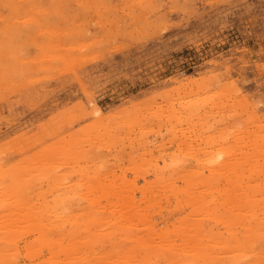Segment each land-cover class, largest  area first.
Listing matches in <instances>:
<instances>
[{"label": "rangeland", "instance_id": "rangeland-1", "mask_svg": "<svg viewBox=\"0 0 264 264\" xmlns=\"http://www.w3.org/2000/svg\"><path fill=\"white\" fill-rule=\"evenodd\" d=\"M0 1H2L0 2V27L2 28H0V47H4L0 48V51L3 52L6 48V51H8L13 47L12 45H15L12 42L17 40L18 42L14 46L16 49L12 52L17 51L18 59L24 58L23 61L18 62H22V65L26 66L24 69L17 62V56L13 57L16 54L9 52V54H13L11 58L9 56V60L12 59L13 61H7L9 66L10 63L12 65L17 62V64L14 63V66L10 67H19L20 65L22 73L18 70L17 72L16 67L9 69L8 66H5L8 64L5 62L7 59L5 53H0L1 56L4 55L2 58L0 56V67L4 69L8 67V70H6L10 71L12 75L15 72L13 79L18 78V81H9L12 79L9 72L7 77L11 79H7L5 76V80L0 79V89L1 84L14 85L13 83L18 82L14 85L15 89H13L14 86H12V90L11 86L7 87L8 85H5L1 89L3 93H0V184L2 188L6 189V192L1 194L0 198L19 190L20 182L24 183L27 188L33 189L30 191L27 189L30 192V195H28V191L21 188L23 192H26H24L26 194L24 196L26 198H28L27 196L30 197L28 198L30 201L38 196L34 195L33 191L38 194L42 193L43 190L46 191L47 188L48 191L46 192L50 190L49 193L51 194L40 193L39 200H42L41 197L46 194V197L43 196L46 199H51L49 196L56 195V193L62 196L70 192L69 190L80 182V177H85L86 174H88V178L86 176V179H81L80 185L76 184L79 188L84 184L83 190H85V183H87L85 181L87 179L90 181L94 176L91 184H96L95 180L98 178L99 181H103L104 184H100L106 187L107 191H105L107 193L115 188L116 184L119 186L120 183L123 184L126 180L130 182L136 179L134 180L137 181L136 184L134 181L133 184L136 187L137 185L141 187L146 181H154L153 179L156 177L154 168L156 167L164 169L165 175L169 173L175 175L176 173L175 177H177L182 173L187 174L189 168L190 170L192 168L201 169V165H205L204 162L201 164V160L208 161L211 157L218 159L217 156L219 155L221 158L224 157L225 155L222 152L228 147V153L232 152L230 148H234L232 155L227 153L233 161L239 160L237 159V152L243 154L241 149L235 148L240 147L243 148V151L247 150L246 157L243 155L245 159L239 155L240 159L242 158L241 160H245V164L244 161H242L243 164L241 163L246 169L243 168V174L253 176L255 168V171H257L261 167L263 170L260 169L255 175L258 176L264 173V160H262V158L264 159V152H259L264 150V139L262 138L264 135V0H100V2L95 0L99 2L98 4L94 0V3L90 2L91 4L89 3L91 0ZM36 2L40 5L38 10L46 6L47 11L37 10L36 12L34 8L38 5L31 6ZM16 3H21L24 10H26L25 4L30 5L28 9L31 10L24 13L22 5ZM9 4L13 7L8 14ZM41 4L43 7H41ZM92 4H96L97 8ZM18 11L22 13L20 14ZM48 11L49 13H47ZM28 13H34L31 15V19L30 16H27ZM15 14L18 18L17 16L14 17ZM35 15L39 17H35ZM32 16H34V19L38 18L39 20L43 16L42 21L44 20L46 23L44 21V23H41L42 21H37L38 19H35V22ZM6 19L7 21L10 20V23H6ZM21 19L22 21L25 19V22L28 21L26 24H30L23 23L25 28L19 30L20 23H22L20 22ZM39 25L45 27L41 31L43 35L36 31ZM48 28L53 29L51 31L52 35ZM5 37L6 39H4ZM34 37L38 38L35 39ZM39 39V42L42 41L40 45L35 43ZM6 40H8L9 46L8 44L4 46ZM1 42L4 43L1 44ZM42 43L49 44L48 46L53 44V47L46 48L43 44L44 47L40 48ZM55 46L56 48H54ZM58 52L62 54L61 57ZM4 58L5 60L2 61ZM14 58L17 60L15 61ZM26 68H29L30 71L27 72ZM4 69L2 70L3 73L0 69V75L6 73ZM3 81L6 82L2 83ZM9 88L10 93L7 92ZM195 111L199 113L197 114ZM255 130L258 131V133L256 132L258 135L254 136ZM255 140L263 141V143L260 144L259 142V147H256L258 143ZM251 145H255L259 153L251 149L254 147ZM250 149L254 151V154H262L258 157L255 155L254 159L255 162L258 160L257 165L260 164L261 167L260 165L258 167L257 165L254 166L255 162L252 160L254 156H252L253 153ZM235 150L240 151L234 153ZM241 160L239 161L241 162ZM246 160L250 161L249 164L247 162L249 166H247ZM205 163L207 166L208 162ZM196 164L198 167H196ZM247 168L251 170V174H247ZM243 169L240 171L243 172ZM202 170H204L203 174L205 176L209 174L207 167H203ZM199 171L201 172V170ZM194 172L197 173L198 171L194 170ZM255 175L254 177L249 176L250 179L244 175V179L246 178L245 180L252 184H259V187H256L258 189L255 188L254 191H256L255 199L261 204L264 198V178H260L262 175L258 178ZM20 176L23 181L20 180ZM194 176L192 174L190 178L193 179ZM251 178H254V180ZM75 179L79 182H76ZM219 180L220 184L224 182L223 179ZM73 181L76 183L74 184ZM177 182L178 185L185 184L182 180H176L175 183ZM133 184L130 185L133 186ZM107 185H110V187H107ZM48 186H50V189ZM129 186L126 187L129 188ZM1 187L0 190H2ZM93 187V191L97 192L98 190L95 188L98 186L95 187L94 185ZM102 188L104 189L103 186ZM82 189L80 188V191L78 190L76 194L78 195L79 192L81 194ZM138 190L135 189V193L137 192L135 200L141 198ZM212 193L216 195L215 205L220 216L231 207V203L226 200V204H222V197L217 195L215 187H208L204 195L208 196ZM77 195L74 200L79 198V195ZM107 197L106 200L110 198V204L116 201L120 203V199L117 200L113 195ZM80 199L77 200L76 204ZM172 199L167 200L168 205H166L164 203L166 202L165 198H160L161 208L158 207V210L159 208L162 209V204H164V208L174 206L175 200ZM106 200L104 198L105 202L103 201L105 210L101 208L103 215H107L111 208L108 210V205L106 206L105 203H109ZM82 202L81 200L79 203ZM178 204L177 209L174 206L175 209L173 207L168 208L170 212L162 209L160 213H163V217L167 215L165 218H168L170 214L176 219V216H179L183 211V215H187L184 209L188 208L189 214V207L182 205L181 208ZM104 211L107 213L105 214ZM192 211L195 212L194 209ZM149 212L151 214L148 215L152 221L157 217L163 218L160 217L162 216L160 213L155 214L153 212L154 214H152V210ZM175 212L179 215H176ZM197 214H189L188 216H192V219L185 216L187 220L183 219L184 222L197 218ZM156 215L157 217H155ZM149 216L147 217L150 219ZM184 216L181 214L179 216L181 218H177L182 219ZM201 217L203 218L202 222L205 223L204 226L207 225L204 221L206 217ZM207 217L209 216L207 215ZM170 218L168 219L170 220ZM175 219L171 218L169 222ZM157 220L154 219L155 222ZM123 221V224L126 225L124 218ZM176 223L178 222L176 221ZM109 224L111 223L109 222ZM231 224L238 226V222L237 224ZM242 226L244 227V225ZM105 227L104 229H106ZM217 227L219 231L228 233L223 231L226 228H223L221 223H218ZM239 227L237 229L240 230L241 226ZM91 229H96V233L99 234L101 231L103 233L107 230L100 228L102 230L99 231L100 229L97 230L95 227H91ZM108 229L110 230L111 227ZM131 229H134L133 233L138 230L134 227ZM116 230H113L114 234ZM120 231H123V229L118 230L119 234ZM144 231L147 232L146 229ZM54 232H51V235H54ZM111 232L109 235H111ZM142 232H138V234L145 235V232ZM114 234L111 237L107 234H105L107 237L98 236L97 239L99 237L100 240L101 238L104 239L100 243L103 244L102 247L107 245V247L105 246L106 249L110 246L114 248L117 244L112 243V237H115L113 240L117 239L119 242L124 238L122 232L123 238L117 232L116 235ZM34 235L35 233L31 232L25 239H29L28 241L31 239L32 241L35 238ZM174 235L177 236L175 233ZM174 235H172L174 241L181 238L177 236L178 239H174ZM108 236L111 238L110 240H108ZM130 239L128 241L131 242ZM147 239L150 240V238ZM154 239L155 241H152L154 244L150 242L152 239L148 242L150 256L154 257L153 260L160 259L161 264L170 261L166 257L164 258L165 255L159 256L160 252H163L162 254L166 253L168 257L178 256L176 260L182 258L183 254L184 256L188 252L190 254L187 249L188 246L186 244L184 245L187 248L182 246L183 244L179 240L182 244L179 247L186 248L185 252L188 250L186 254L182 252V248L181 251L179 248L182 255L178 254L179 251L175 248V250L168 253L166 251H169V249L165 244L166 251H161V248L160 251L157 249L159 254L157 253L156 256V253H152V251L156 250L153 247H156L157 242L160 240L158 238ZM156 239H158L157 242ZM165 241L167 242L166 239ZM176 241L175 244H179ZM127 242L126 238L123 239L120 243H123L124 246L122 244L117 248H125V245L127 247L131 244L129 242L130 244L127 245ZM98 243L93 245V247L95 246V252L97 251L96 248L101 246ZM164 243L160 241L161 245H159L162 246ZM22 244L23 242L19 243L20 247ZM112 244H114V247ZM256 245L264 254V238L257 239ZM103 248L102 251L99 248L101 253L105 250ZM117 248L115 251L120 253ZM141 249L144 252V248L141 247ZM91 250L89 253H92L91 256L93 257L96 253L93 254ZM172 252L174 254L170 255ZM242 252V256L243 254L248 256L245 250ZM42 253L35 261L47 256L46 251ZM98 253L99 251H97ZM138 253L142 254V251H138ZM97 254V257L98 255L102 256ZM139 254H136L135 258ZM232 254L233 252L230 249L219 248L213 253V259H216L217 256H223L226 257L227 261L228 256H232ZM192 256L191 260L195 255L192 254ZM21 257L22 254L19 255L20 263H28L26 257H22L24 261ZM115 257H112V259L114 260ZM152 257L148 260H152ZM95 260H97L96 264L98 261V264H102L104 258L101 261ZM184 260L183 262L186 263L187 258ZM201 260L203 263L204 258H196L198 264ZM193 261L195 260L193 259ZM196 261L193 264H196ZM229 261L228 258L226 263L231 264L232 260ZM242 261H246V259ZM176 262L178 264V261ZM179 262L183 263L182 261Z\"/></svg>", "mask_w": 264, "mask_h": 264}, {"label": "bare ground", "instance_id": "bare-ground-1", "mask_svg": "<svg viewBox=\"0 0 264 264\" xmlns=\"http://www.w3.org/2000/svg\"><path fill=\"white\" fill-rule=\"evenodd\" d=\"M29 1H31V0H29ZM87 1H89V0H87ZM0 2H2V1H0ZM90 2L94 3L93 0L89 1V3ZM95 2H96V4H98L100 2V0H99V2H97V1H95ZM7 3H9V2L7 1ZM84 3H85V1H84ZM10 4H9V6H10ZM19 4L22 5L21 3H19ZM19 4H17V5H19ZM35 4L38 5L36 7L37 9L34 8L37 12L40 5L36 2L31 6L35 7ZM81 5L83 6L84 4H81ZM86 5H85V7H86ZM92 5H94V4H92ZM24 6H25L26 10H24L23 5H22V10L24 13L27 10H31V9H28V7H30V5L28 6L25 4ZM12 7L13 6H10L11 10L9 8L8 14L12 11ZM41 7H43V5ZM95 7L97 8V6H95ZM43 8L42 9L40 8V9L43 11L44 10L47 11V9H45L46 6L44 9ZM96 8H94V9L97 10ZM123 8H124V6H123ZM53 9H55V8H53ZM83 9H85V8H83ZM41 10H38V11H41ZM60 10H62V9H60ZM88 10H89V8H88ZM20 11H18V13H20ZM55 11H57V10H55ZM59 12H61V11H59ZM47 13H49V11ZM8 14H5V15L7 16ZM33 14L28 13L27 16H30V19H31V15H33ZM50 14H52V13H50ZM42 15H43V13H42ZM46 15H48V14H46ZM98 15H99V12H98ZM16 16L17 15L15 14L14 17H16ZM19 16L21 17L22 15H19ZM36 16L39 17L38 15H35V17ZM32 17H33V20L38 19V18L34 19V16H32ZM42 17H41V20L38 19L37 21H42V19H43ZM4 18H6V17H4ZM4 18H3V21H4ZM17 18H18V16H17ZM17 18H15V19H17ZM12 19H14V18H12ZM24 20L22 21V19H21L20 22H22V23H20V29L19 30H22V28H25V26L23 27V23L26 24V22H28V21L25 22ZM36 20H35V22H36ZM9 21L10 20L7 21V19H6V23L7 22L10 23ZM43 21L41 23L45 22V21L44 22ZM41 23H39V24L41 25ZM21 24H22V26H21ZM27 24H30V23H27ZM42 25L44 26V24H42ZM16 26H19V25H16ZM39 26H38L36 31L38 33H41V31L44 30L45 27L40 26L41 29H39L40 28ZM4 27H5V25H4ZM13 30H15V29H13ZM52 30L48 28V31L50 32L51 35H52V32H51ZM16 32H18V31L16 30ZM18 33H20V31ZM14 35H13V37H14ZM2 36H3V33H2ZM3 37H2V39H3ZM34 38L36 39L38 37H34ZM39 38H41V37H39ZM52 38H54V37H52ZM4 39H6V37ZM31 39L33 40L32 37H31ZM1 41H3V40H1ZM7 41L8 40H6V42ZM39 41H40V39L38 40V42H35V43H37V44L39 43V45H40V43L42 41L41 42H39ZM6 42H5L4 46L8 44V42L7 43ZM16 42H18V41L17 40L13 41L12 43L13 44L15 43V45H12V44L11 45L13 47L16 46V44H17ZM49 42H50V40H49ZM3 43L1 42V44H3ZM43 44L46 48H49L50 46H51V48L53 47V44L50 46H48L49 44H46L47 45L46 46L45 43H42V46L40 48L44 47ZM8 46H9V44H8ZM12 46H10V47H12ZM56 46L54 48H56ZM13 47L10 48V49H12L11 51H9L10 49L8 51H6L7 48H6V50L4 49L3 52L0 51V53L1 52L5 53V58H7L6 60L4 58L2 61L5 60V62H7L9 60V56L11 58V55L13 56L14 53L16 55H14L13 57L17 56V51L12 52V51H14V49H16L15 47L14 48ZM0 48H4V47H0ZM9 52H11L13 54H9ZM39 52H41V51H39ZM1 54H0V56H1ZM58 54L61 57L62 54L59 52H58ZM3 56H1V58ZM76 56H78V55H76ZM18 58L19 57L17 56V59ZM17 59L14 58L15 61ZM21 59H18L17 62L23 61L24 58H21ZM61 59L63 61V56ZM10 61H13V60L10 59L9 62ZM17 62H14V63L17 64ZM4 64H6V63H4ZM13 64L11 65V63H10V66H14ZM19 64H21V66L24 67V69H25L26 66H23L22 62H20ZM5 66H8L9 69H12V68L14 69L15 67L19 68V69L15 68V70L16 71L18 70L19 72L22 73V69L20 71V68H22V67H20V65H19V67L18 66L10 67L9 63H8ZM27 66H28V64H27ZM7 68L5 67V69H4V68L0 67L1 71L4 69V71L6 72V73L4 72L5 73L4 75H0V79L2 78V80H3L4 76L7 77V74H9L10 71L8 72ZM28 69H27V72L30 71ZM30 69H31V66H30ZM11 71H14V70H11ZM27 72L25 70V74ZM2 73H3V71H2ZM23 73H24V71H23ZM18 74L20 75V73H18ZM18 74H17V76H18ZM9 75H10V77H12V79L10 77L9 78L7 77V79H11L9 81L14 80L13 78L15 76V72L13 73V75H12V73ZM22 75H24V74H22ZM16 78H15V80L18 81V78L17 79ZM17 81L15 83H18ZM21 81H22V79H21ZM0 82H1V80H0ZM4 82H6V81H3L2 83H4ZM15 83H13V84L15 85ZM5 85H8V84H4V85L1 84V89ZM14 85H8L7 87L11 86V89H12V86H14ZM7 87H5V88L8 90ZM15 88L16 87L14 86L13 89H15ZM1 89H0V93H3L2 92L3 90L1 91ZM7 92L10 93V88H9V91H7ZM178 103H179V101H178ZM188 110H190V109H188ZM189 112H188V115H189ZM195 112L197 113V111H195ZM196 113H195V115H197L199 112L197 114ZM191 114H192V112H191ZM193 115H194V113H193ZM252 115H253V113H252ZM192 121H191V123H193ZM258 128H259V126H258ZM256 132L258 133V131L255 130L254 136L257 134ZM85 134H87V133H85ZM261 135H263V134L261 133ZM262 138L264 139V135ZM259 139H261V138H259ZM263 141L255 140V142L258 143L256 145V147H259V142L261 144V143H263ZM251 143H253V142H251ZM262 145L260 146L261 149H262ZM251 146H254L251 149H254L256 151V153L264 152V150L258 152L255 145H251ZM245 147H247V146H245ZM248 147H250V146H248ZM228 148H226L222 152L225 155L224 157L222 156V158L219 155V156H217L218 159H216V157L213 156L214 158L211 157V159H209L208 161L207 160L206 161H203V160L200 161L199 160L201 162V164H203V162L205 164V165H201L202 167H201V169H199V170H201V172L199 170H197L198 168L197 169L192 168L191 170H193V171L191 172V170L189 168L190 166L188 165L189 170H187L188 172L186 171L187 174L182 173V175L175 177V175H177L176 173H175V175L173 174L174 176L172 175V173L165 175L164 169L162 170L159 167L154 168V166H155V164H154L152 166L155 170V176H156L153 179L154 181H152V180L146 181V179L143 178V180L145 179V181H146L145 184L141 185V187H139L138 185L136 187L135 184L137 181L136 182L134 181L136 179H134L130 182H128L126 180L128 182V184L126 181H124L123 184L120 183L119 186H117L118 184H116V185L113 184V185H115V188H112L111 191H109L108 193L106 192L107 191L106 187L104 185H102L104 187V189H103L101 186V184H104L103 181L102 182L99 181L98 178H97V180H95L96 184H93V183L91 184V182H92L91 180L94 179V177H95L94 176L90 179V181L88 179L85 181V182H87V183H85V185H86L84 187L85 190L82 189L84 184L83 185L81 184L82 187H80V188L82 189V192H81V194L79 192L80 195L78 194L79 195L78 196L76 194L77 191L80 189L78 185H80L79 183L82 181L81 179H84L86 176H87L86 178H88V174H86L85 177H83V176H82L83 178L80 177L81 178L79 180L80 182L77 181L78 178H77V180L75 179L76 182H79V183H76L74 181H73V183L78 184L77 185L78 187L75 184L76 187L74 186V188H73V184H72L73 189H70L69 190L70 192H68L65 195L60 196L59 193H58L59 195H57V193H56L57 196L52 195L53 199H52V196H49V197H51V199L50 198H48V199L52 200V201H50V200L43 197V196L46 197L47 194H51V193H49L50 190H49V192H46V191H48V188H47L46 191L45 190L42 191V193H45V192L47 193L46 195H43L41 197L42 200H39L40 199L39 196H40L41 192L38 194H35L36 192L33 191L34 195H36V196L38 195L37 196L38 199L36 200L37 197L35 196L36 198L33 200V198L31 197L33 201H30V199L28 200V198H30L29 196H27L28 198H26V196H24V195H26L25 191H28V190L30 191L33 189L27 188L24 183L20 182V184H19L20 189L19 190L13 191L12 194H6L5 197L0 198V264H96L97 260H95V259H98L101 261L103 258H104V260H102L103 261V262H101L102 264H113V261H114V264H158V263L161 264L160 259L159 260H153L154 257L150 256L151 253H150L149 248H148V242L152 239L150 241L152 243L153 240L155 241L154 238H158L160 241H162V243L165 242L164 244H162V246H160L161 245L160 241L157 242L158 239H156V242L158 245L157 246L155 245L156 247H153V248H156V250L152 251V253H156L155 254L156 256H157V253L160 251V248H161V251L165 250V248H166L164 246L165 244L167 246V249H169V251L165 250L168 253H170L172 250H175V249L179 251V248H180L179 246H181L182 244H183L182 246H185L184 244H186V246H188V248L186 246L185 247L190 251V254H189L188 250H187L188 253L185 252L186 248L184 249V247H181L183 249L182 252H184L185 254L187 253V254H186V256H184V254H183V257L178 258L177 260H176V257H178V256L174 255V257H173V255H172V254H174L173 252L170 254V255H172L170 257H168L166 255V253L165 254H162L163 252H160V254L158 253L159 256L165 255L164 258L166 257L167 260L170 262L174 261L173 263L178 261V264H179L180 263L179 261L183 262V260L185 258H187L186 263L183 262L180 264H187L188 262H189L188 264H193V262L196 261V258H199V259L204 258V262L202 263V260H201L200 264H230V263H226L228 261V258H229L230 261L231 260L233 261V262L231 261V264H234V263H236V264L237 263L238 264L239 263L240 264H264L263 251L259 250L257 245H256L257 239L264 238V198H263V202L260 204L257 201V199H255L256 191H254V189L256 187H259L258 186L259 184H257V185L254 183L252 184L251 182H249V181L247 182V180H245L247 178L246 176H248L246 174H243L245 168L242 165L243 164L242 161H244V164H245V160H241L242 158L240 159V156L244 157L245 155H247V150L243 151L242 150L243 148H240V147L235 148V149L239 148L243 152V154L242 153L238 154V152L236 153V151H240V150H235V152H234L238 156L240 155L239 158L237 156V159L241 160V162H240L239 160L233 161L232 159H230L231 157H228V154H231L234 151L233 150L234 148L233 149L230 148V151L232 150V152L228 153V151H229V150H227ZM251 149H250V151H251V153H253L254 151ZM225 152H226V154H225ZM256 153L255 154L253 153L252 156H254V158L252 156H250L253 158V159L252 158H250V159L254 160L256 156L258 157L259 155H262V154L257 155ZM234 156H236V155L234 154ZM248 156H249V154H248ZM219 157H220V159H219ZM245 157H244V159H245ZM260 157L262 158V156H260ZM257 159H260V158H257ZM262 160H264V159L262 158ZM257 161L255 162V160H254L255 163L252 161L254 163V166L257 165ZM205 162H208L207 166H206ZM247 162H248V164L250 163V161L246 160V164H247ZM183 163H185V162H183ZM253 163H251V164H253ZM263 163H264V161H263ZM248 164H247V166H249ZM259 165H257V167ZM137 167H136V169H137ZM196 167H198L197 164H196ZM203 167L204 168L207 167L209 170L208 171L209 174L207 176H205V174H203L204 173V170H202ZM260 167H261V165H260ZM241 168L242 169L244 168L243 172L240 171V170H242ZM248 168H247V171H248L247 174H251L250 173L251 170L250 169L248 170ZM252 168H253V166H252ZM260 169L263 170L262 167ZM260 169H257V171H259ZM194 170L198 171V172L195 173ZM255 170H256V168H255ZM255 170H254V175L257 172ZM141 172L144 173L143 171H141ZM192 174L195 175L194 177H192L193 179L190 178V176ZM214 174L215 175L217 174V175L215 176ZM263 174H261L262 177H260V178H264ZM244 175L246 177L245 179H244ZM252 175H253V171H252ZM254 175L253 176L249 175V176L254 177ZM261 175H258V176L255 175V176L258 178ZM250 177H249V179H250ZM19 178L21 180V176ZM175 178H177V179H175ZM219 179H221V180L223 179L224 182L222 184H220ZM251 179L254 180V178H251ZM176 180L177 181L182 180V182H185V184L184 185H178V182L175 183ZM21 181H23V180H21ZM133 181L135 182V184H133ZM82 183H84V182H82ZM130 184H133V186ZM94 185H95V187L98 186L97 188H95L96 190H98L97 192L93 191ZM126 186H129V188ZM0 187H1V184H0ZM48 187L50 189V186H48ZM107 187H110V185H107ZM208 187L209 188L215 187V192L217 193V195L222 197V204L225 203L226 200H229V202L231 203V207L228 210H226V212L224 214L222 213V215L219 216V214L216 210V205H215L216 195H215V193H212L208 196L204 195V194H206ZM21 188H23V190L25 189V191H24L25 193L22 191ZM51 188H53V187H51ZM75 188L76 189L79 188V189L76 190ZM136 188L139 189L138 191L140 192V195H141V198H139V200H135V195L137 193V192L135 193ZM256 189H258V188H256ZM71 190H73V191H71ZM51 191H52V189H51ZM5 192H6V189L2 188V190H0V195L5 193ZM28 192H27V194L30 195V192L29 193ZM38 192H39V190H38ZM21 193H22V195H21ZM33 193H31V194H33ZM76 195L79 198H81L80 201L82 200L84 202V204H82L83 203L82 202L81 203L82 205H81L79 203L80 201H78V203H77L79 206L76 204L77 200L79 199L78 198V199L74 200ZM109 195L115 196L117 200L120 199V203H119V201H116L113 203L111 202V204H110V198L108 199L109 201L106 200V197ZM169 197H170V199L173 198L172 200H175L174 206L176 207V209H177L178 203H179L178 206H180V207L182 205L183 206L185 205V206L190 208V212L193 215H194V213L197 214V212H198V214H197L198 217L195 216L197 218H195L191 221L188 220L189 222L186 221L188 217L190 219H192L191 218L192 216H188L191 213L189 212V214H188V208H187V209H184L185 214L187 213V215H185L186 217L188 216L187 218L183 215V213H184L183 210H181V211H183V213H180V215L182 214V216H184V217H182V219H179L181 217H179L180 215L178 213L177 214L179 216H176V219H178L179 221L182 220L183 222H181V221L179 222L174 217L170 216V214L168 213L169 217H171L172 219H175L178 223H176L175 220H172V222H169L171 220V218L169 220L168 219L169 217L165 218L167 215H165L163 217V213H160L162 211V209H166L169 212H170L169 209L171 207H173L175 209V207L173 205L171 207H168L169 209L164 208V204H162L163 207H162V209H160L161 208L160 207V204H161L160 198L161 199L165 198L166 202H164V203L166 205H168L167 200L170 201ZM43 198H44V200H43ZM104 198L107 201V203H109V204L105 203L106 206L108 205V207H107L108 210L111 207L110 210L108 211L107 215H103L102 214L103 211H101L102 210L101 208H103V203L105 202ZM73 200L75 201V203ZM161 201H163V200H161ZM170 203H169V206H170ZM109 205H111V206H109ZM158 207H160L159 210H158ZM103 209L105 210V206ZM154 209H155V211H153ZM193 209L195 212L192 211ZM151 210H152V214H154L153 212H155V214L160 213V215L162 214V216H160V217H163V218L161 219V218L157 217V215H158L157 214L155 217H157L159 219L157 220V218H154L157 221L155 222L154 219L152 221L151 217L148 215L150 213L149 211H151ZM157 210H158V212H157ZM186 210H187V212H186ZM168 211H166V212H168ZM171 211H173V210H171ZM104 213L106 214L107 212L104 211ZM175 214H176V212H175ZM207 215L209 217H207ZM147 216H149L150 219ZM201 216H203L204 218L206 217L204 219V221L206 222L207 225L204 226L205 223L202 222L203 218ZM177 217H179V218H177ZM199 217H200V219H199ZM123 218L125 219V222H126L125 224L127 226L123 224L124 223ZM193 218H194V216H193ZM208 218H210V219H208ZM62 219H64V220L62 221ZM183 219H186L185 220L186 222H184ZM206 219H208L209 222L206 221ZM248 219H251V220H248ZM102 220H103V222H101ZM173 221H175V222H173ZM109 222L111 224H109ZM237 222H238V226L231 224V223L237 224ZM102 223H104V225H102ZM218 223H221V226L223 228L224 227L226 228V229H223V228L222 229H223V231L228 232L227 233L228 235L225 232L224 233L226 235L223 232L219 231V228L217 227ZM22 224H24V225H22ZM117 224H118V226H116ZM242 225H244V227ZM93 226L95 228H97V230L100 228H103V230H106V229L107 230L104 231L103 233H101L102 229H100L99 231H101V232L99 234V233H96V231H95L96 229L95 230L91 229V227L94 228ZM105 226H107V227L109 226L108 228L111 227L110 230L112 232H113V230L115 231L116 229H118V230L123 229V231H120V234H119L118 230H116L117 234H119L120 236H122L124 234V232L126 231L125 234H127V236H125V234H124V238H123V236H122V238L124 240L126 238V242H127L131 237V239H130L131 242L128 241L127 245L130 243L131 244L128 245L127 247L125 245V248L126 249L128 248L127 250L124 247L123 248L121 247L120 249L117 248V246H119V245L122 246V244L125 242H123L122 244L120 243L123 240L121 237L120 238L122 240L120 239L121 240L120 242L117 239L113 240V239H115V237L114 238L112 237V239H111L110 237L112 234H114V232L112 233ZM233 226H235V227L241 226V229L239 230L240 227L237 229V227L234 228ZM104 227L106 229H104ZM118 227H120V228H118ZM133 227L138 229V230H135V233L137 231L136 234L133 233L134 229H131ZM142 229H143V232H145L144 231L145 229L147 230V232L144 233L146 236L142 235L140 233L138 234V232H142ZM53 231H55L54 232L55 234L51 235V232H53ZM93 231H95V232H93ZM108 231L111 232V235H109L110 232H108ZM31 232L35 233V235H34L35 238L32 237L34 239L32 241H31V239H30V241H28L29 239L26 240L25 237ZM116 232L114 235H116ZM121 232L123 234H121ZM174 233L181 238L180 239L176 238L177 236H175ZM105 234L110 236V237L108 236L109 237L108 240L111 239L112 243L117 244V245H115V247H114V244H112L115 249L112 248L111 246L109 247V245H108L109 248H107V249L105 248V246L107 247V245L103 246L104 248L102 247L103 244L101 245L100 243L104 239L102 240V238H101V240H100V237H104V236L107 237V235H105ZM132 235H133V238H132ZM172 235L175 236L174 239H178L177 240L178 242L180 240V242L182 244L180 242H179V244H175L176 240L174 241L172 239ZM32 236H33V234H32ZM98 236H100L99 239H97ZM118 236H117V238L119 239ZM30 237H31V235H30ZM147 238H150V240ZM163 238H164V242H163ZM165 239L167 240V242L165 241ZM98 240H99V243H98ZM105 240H107V239H105ZM172 240H173V242H172ZM20 242L21 243L23 242L21 247L19 245ZM95 243H98L99 245H101L100 247L98 245V247L101 249V251H102V248H103V250L104 249L106 250V251L104 250L101 253L100 249L96 248L97 251H99L98 254L101 253L100 255H102V256H99L97 254V251L95 252V249H94L95 246L93 247V245H95ZM151 243L149 244L150 246H151ZM152 244H154V243H152ZM176 245H178L177 246L178 249L176 248ZM123 246H124V244H123ZM163 246H164V249L162 248ZM141 247L144 248V252L141 249ZM116 248H117V250H120V253H118V251L117 252L115 251ZM181 248H180V251H181ZM219 248H226L227 250L230 249L233 252L232 256H228L227 261L225 259L226 257L224 258L223 256H220V257L217 256L216 259H213V253L216 251V249H219ZM157 249L159 251H157ZM193 249H195V250H193ZM90 250H91V252H93V254L96 253L98 255V257L96 256V254H94L92 257L91 256L92 253L91 254L89 253ZM191 250H193V251H191ZM243 250H245V252L248 253V256L244 255V254L242 256ZM43 251L47 252V256L45 255L46 256L45 258H42V259L35 261V259H37L40 255L43 254L42 253ZM138 251L139 252L142 251V254L141 253L139 254ZM180 251L178 254L182 255V253ZM194 251H195V253H194ZM174 252H177V251H174ZM191 252H193V253H191ZM21 254H22V257H24V258L26 257L28 259V263H26V262L20 263L19 262V255L21 256ZM136 254H139L138 256L140 258H137L138 256L135 258ZM192 254L195 255L193 258L195 261H193V259L191 260V258L193 257ZM89 255L91 256V258ZM114 256H116L115 257L116 260H115V258H114V260L112 259V257H114ZM245 256H247V257L245 258ZM22 257H21V259H22ZM99 257H100V259H99ZM151 257H152V260H148V258L151 259ZM171 257H173L175 259H173V258L171 259ZM179 257H181V256L179 255ZM105 258H107L108 261ZM241 258H243V259H241ZM161 259H163V258H161ZM188 259H190V260H188ZM244 259H246V261H242ZM167 260H165V261H167ZM33 261H35V262H33ZM151 261H152V263H151ZM165 261H164V263H165ZM184 261H186V260H184ZM98 262H97V264H98ZM170 262H168V263H170ZM168 263L166 262V264H168ZM173 263H171V264H173ZM196 264H198L197 261H196Z\"/></svg>", "mask_w": 264, "mask_h": 264}]
</instances>
